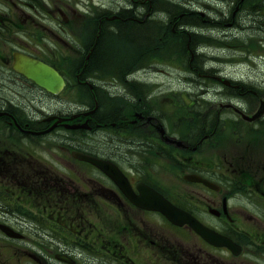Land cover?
Instances as JSON below:
<instances>
[{
  "label": "flooded vegetation",
  "instance_id": "obj_1",
  "mask_svg": "<svg viewBox=\"0 0 264 264\" xmlns=\"http://www.w3.org/2000/svg\"><path fill=\"white\" fill-rule=\"evenodd\" d=\"M137 30L143 32L139 49L131 37ZM120 38H127L130 58L100 60L107 44ZM206 38L215 50L208 58ZM185 51L191 52L185 63L191 83L204 82L208 91L212 121L202 135L192 123L197 90L186 94L191 116L183 117L182 90H189L177 85L152 82L158 89L138 77L144 85L131 93V111L120 109L114 117L104 111L114 109L101 87L112 70L116 77L123 70L131 77L154 65L148 57L156 56L182 69ZM23 57L57 70L64 87L53 93L25 76L18 62ZM154 100L171 103L172 114L152 110ZM226 133L238 135L244 152L238 171L228 156L214 163L210 158L209 148ZM99 137L105 142L97 143ZM45 141L57 156L48 164L36 148ZM128 151L142 165L133 164ZM76 153L116 164L135 193L139 184L152 187L231 238L239 253L209 243L189 224L175 225L159 211L138 207L116 181ZM218 164L224 167L220 175ZM250 167H256L254 174ZM28 218L67 232L60 240L48 235L52 245L66 248L57 252L73 260L67 264H80L70 246L94 247L98 264H161L159 252L172 264H263L264 0H0V242H25ZM2 226L23 237L9 236ZM165 227L175 240L157 232L166 234ZM170 242L175 249L168 257Z\"/></svg>",
  "mask_w": 264,
  "mask_h": 264
},
{
  "label": "rangeland",
  "instance_id": "obj_2",
  "mask_svg": "<svg viewBox=\"0 0 264 264\" xmlns=\"http://www.w3.org/2000/svg\"><path fill=\"white\" fill-rule=\"evenodd\" d=\"M158 23V22H157ZM156 23H152V26L155 25ZM137 35L139 37L143 36V32L136 31L135 34H133L131 37L134 39H137ZM217 40H214V42ZM142 41L139 40L138 44L140 45H135V47H141ZM203 42L206 45V53L205 56L208 58L210 55L215 53V50L212 48V44L209 45V39H203ZM213 42V41H212ZM215 44H218V42H215ZM108 51L106 52V55L104 56L105 58H108V63H117L118 61L121 60H127L130 58V55L132 54L133 50L123 40H113L107 44ZM135 49V48H134ZM151 53V50H150ZM162 54H164L162 52ZM186 55V56H185ZM190 53L188 51H185L183 56L181 57L182 69H176L173 65V63L169 62H161L158 59L151 60V62H155L154 65H152L148 69H143V70H136L135 73L132 74L131 77H125L126 71H122V73H118L121 76L117 77L119 80H114L112 77H109L107 82H105V90L104 94H106V97H104L105 102L107 100L112 103L113 100L120 106V109L122 108L124 111H131V106L127 105L130 101V96L131 93L135 94L137 90H140L141 85H144V82H138V77L143 79V81L150 80L148 82H151L152 86L155 85L152 82H156V84H163L166 88L170 86H175L177 85L179 88L181 87L182 89H188L189 91L186 92L185 90L183 91V99H182V107L181 110L183 111V117L184 116H191L190 113V107H188V102L189 104L191 103V100L188 98L187 93L190 92V90H197V93L199 95V102L195 104L194 107H196L195 112V118L194 121L192 122L193 125L197 128L198 134L203 132L207 129H209L211 125L210 118L207 115V106H206V101H207V96H208V91L206 86L200 87L199 84L195 85V83H191V75L192 72L188 69L187 66H185V63L189 61L190 59ZM158 58V57H157ZM171 58V56H170ZM184 58V59H182ZM172 59V58H171ZM170 61L169 59H167ZM150 61V58L149 60ZM159 64V65H158ZM163 64V65H162ZM107 67H112L111 64L108 65ZM163 67V68H162ZM121 71V70H120ZM114 72L115 71H111ZM89 76L88 78H97L99 79L100 76L98 74H87ZM130 78H133L134 80L137 81L135 83L134 81H131ZM91 80V79H90ZM104 80V79H103ZM158 81V82H157ZM141 83V85H140ZM202 83V82H201ZM142 85V86H143ZM104 86H101L102 89ZM109 86V87H108ZM140 86V87H139ZM156 88H158L157 85H155ZM159 89V88H158ZM108 91V92H107ZM109 93V94H108ZM193 106V105H191ZM76 107V106H75ZM74 104H72L71 108H75ZM126 107V108H125ZM152 110L159 112L164 110L166 112V116L169 117V112L172 114V110L174 109L173 105L171 107V103L167 102H161L159 100H154L153 103H151ZM109 110V109H107ZM107 110L105 112H107ZM130 110V111H129ZM110 111V110H109ZM182 123L188 124V121L183 120ZM183 127V124H182ZM185 136V135H184ZM97 143H104L105 140L104 138H96L94 139ZM47 142V141H45ZM117 142H123L121 140H118ZM218 142L215 146H211L209 148L210 152V158L212 160V163L216 162L217 160L222 159L225 156H228L229 158L233 159L236 161L237 165H234V167L237 169H242L243 166H240L239 161L241 160V155H243V151L239 150V146L237 143L239 142L238 140V135H231V134H225L221 135L218 139ZM49 142H47L45 145L39 144L36 148L38 153L40 154V158L44 160L45 164H48L47 160H52L56 159V151L51 149L49 147ZM30 145V144H28ZM28 145H23V150L25 151V148ZM54 146L56 147V143H54ZM128 154H131L130 156L131 159L134 160L133 164L135 165H142V162L139 161L140 159L136 154H133V152H127ZM123 159L128 160V158L123 156ZM217 164V163H216ZM223 164H218L215 166L216 174L220 175V171L223 170ZM250 174H254L256 167H250L248 168ZM107 217V216H105ZM30 221V225L28 226L27 229L24 230V232L28 235V238L25 242H0V264H64V261H61V256L62 252H57V251H63L64 248L55 247L52 245L49 241V236L55 238L56 240H60L59 238H62V234H67V232H63L62 234L60 232H56L53 230H50L49 227L47 226V221H40L41 223H37L34 221V219L28 218ZM40 220V219H39ZM34 221V222H33ZM105 224H111V222L107 219L103 220ZM167 229L166 234H164L163 231L157 230L159 234H161L164 238L165 241H172L175 240L174 238V231L170 228V233L173 236V238L169 234V227H165ZM21 232V231H20ZM49 235V236H48ZM167 244V250L165 251L164 255L171 257L174 255V249L175 247L172 245L173 243H166ZM94 247L91 246L90 249L88 248H81L80 246H70L69 249L74 250L77 255L75 258L79 260L80 264H98L96 262V255L95 252L92 251ZM53 250V251H50ZM57 252V257H53L54 253ZM159 256L163 260L161 264H172L169 260H166L163 258L161 252H159ZM68 262H66L67 264ZM264 264V261H263Z\"/></svg>",
  "mask_w": 264,
  "mask_h": 264
},
{
  "label": "water",
  "instance_id": "obj_3",
  "mask_svg": "<svg viewBox=\"0 0 264 264\" xmlns=\"http://www.w3.org/2000/svg\"><path fill=\"white\" fill-rule=\"evenodd\" d=\"M22 62L24 63L25 68L21 69V71L26 76H28L29 78H34V80H36L41 86H44L53 92H57L61 88L63 84V78L58 74L56 70H54L49 66H46L42 62L32 60L29 58H25ZM87 159L92 160L95 164L103 167L104 169H107L109 166L110 169H112L110 170L111 175L115 179H117L118 182H120V180H125L123 176L117 172L116 168L111 167L107 163L93 158H87ZM141 190H142V195L140 196H135L129 193L131 199L137 205L148 209L159 210L162 213H164L175 224L182 225L184 223H189L203 237H205L212 243L219 245H228L233 248L234 245L230 240L220 236L219 234L215 233L212 230L207 229L202 223H200V221H198L191 214L174 206L156 191L150 188H142ZM5 230L10 234L9 229L5 228ZM61 258L65 260H69L65 256H62Z\"/></svg>",
  "mask_w": 264,
  "mask_h": 264
},
{
  "label": "bare ground",
  "instance_id": "obj_4",
  "mask_svg": "<svg viewBox=\"0 0 264 264\" xmlns=\"http://www.w3.org/2000/svg\"><path fill=\"white\" fill-rule=\"evenodd\" d=\"M156 24H157V23H156ZM186 25H187V24H186ZM171 27H172V26H171ZM152 30H153V29H152ZM163 30H164V29H163ZM171 30H172V29H171ZM176 30H177V29H176ZM153 32H154V31H153ZM156 34H157V33H156ZM189 34H190V33H189ZM170 35H172V34H170ZM170 35H169V36H170ZM161 36H162V35H161ZM163 37H164V36H163ZM151 38H152V37H151ZM126 39H127V38H126ZM126 39H125V42H128V40H126ZM174 39H175V38H174ZM120 40H121V38H120ZM123 40H124V39H123ZM166 40H167V38H166ZM177 40H178V39H177ZM160 41H161V40H160ZM143 42H144V41H143ZM150 42H151V41H150ZM174 43H175V42H174ZM126 44H127V43H126ZM129 44H130V43H129ZM140 44H141V42H140ZM145 44H146V42H145ZM154 44H155V43H154ZM132 45H133V42H132ZM137 45H139V44L137 43ZM173 45H174V44H173ZM173 45H172V48L174 47ZM127 46H128V45H127ZM130 46H131V45H130ZM139 46H140V45H139ZM169 46H171V45H169ZM169 46H168V48H169ZM181 46H182V45H181ZM192 46H193V45H192ZM134 47H135V46H134ZM150 47H151V46H150ZM153 47H154V46H153ZM156 47H158V46H156ZM184 47H185V46H184ZM135 48H136V47H135ZM137 48H138V47H137ZM139 48H140V47H139ZM139 48H138V49H139ZM142 48H143V47H142ZM151 48H152V47H151ZM161 48H162V46H161ZM164 48H165V47H164ZM192 48H193V47H192ZM149 49H150V48H149ZM155 49H156V48H155ZM179 49H180V48H179ZM134 50H135V49H134ZM136 50H137V49H136ZM140 50H141V49H140ZM150 50H151V49H150ZM160 50H161V49H160ZM170 50H171V47H170ZM177 50H178V49H177ZM177 50H176V52H177ZM167 51H168V50H167ZM173 51H174V49H173ZM191 51H192V49H191ZM195 51H196V50H195ZM200 51H201V50H200ZM140 52H141V51H139V53H140ZM158 52H159V50H158ZM160 52H161V51H160ZM160 52H159V53H160ZM165 52H166V51H165ZM197 52H198V51H197ZM172 53H173V52H172ZM200 53H202V52H200ZM148 54H149V53H148ZM169 54H170V52H169ZM190 54H191V52H190ZM150 55H151V54H149V56H150ZM152 55H153V53H152ZM155 55H157V54L155 53ZM161 55H162V54H161ZM161 55H160V56H161ZM170 55H171V54H170ZM158 56H159V55H158ZM162 56H163V55H162ZM166 56H167V55H166ZM185 56H186V55H185ZM144 57H145V56H144ZM154 57H155V56H154ZM163 57H164V56H163ZM179 57H180V56H179ZM136 58H138V57H136ZM148 58H150V57H148ZM156 58H157V56H156ZM156 58H154V59H151V58H150V60H155ZM161 59H163V58H161ZM161 59H160V61H161ZM182 59H184V58H182ZM139 60H140V62H141V59H139ZM177 60H178V59H177ZM163 61H164V60H163ZM140 62H139V64H141ZM161 62H162V61H161ZM178 62H179V61H178ZM182 62H183V61H182ZM142 63H143V62H142ZM186 64H187V63H186ZM186 64H185V66H187ZM119 65H120V64H119ZM142 65H143V64H142ZM158 65H159V64H158ZM162 65H163V64H162ZM180 65H181V63H180ZM115 66H116V65H115ZM177 66H178V65H177ZM182 66H183V65H182ZM126 67H127V66H126ZM179 67H180V66H179ZM183 67H184V66H183ZM183 67H182V68H183ZM162 68H163V67H162ZM112 71H113V70H112ZM123 71H124V70H123ZM101 72H104V71H101ZM107 72H109V70H108ZM115 72H116V71H115ZM104 73L106 74V72H104ZM100 74H101V73H100ZM110 74L113 75V76H110V77H112L114 80H119V79L115 76V73H114V72H110ZM101 75H102V74H101ZM106 75H108V74H106ZM102 76H103V75H102ZM100 77H101V76H100ZM125 77H128V75L126 74ZM101 78H102V77H101ZM102 79H103V78H102ZM107 80H108V78H107ZM107 80H106V82H107ZM98 82H99V81H98ZM101 82H103V81H101ZM97 84H98V83H97ZM101 84H102V83H101ZM101 84H100V85H101ZM198 84L200 85V87H202V86H206V84H205L204 82L201 83V81L198 82ZM140 85H141V83H140ZM142 85H143V84H142ZM142 85H141V86H142ZM97 86H98V85H97ZM98 87H99V86H98ZM108 87H109V86H108ZM139 87H140V86H139ZM103 90H104V92H106V90H105V86L103 87ZM100 92H101V91H100ZM102 92H103V91H102ZM102 92H101V93H102ZM104 92H103V93H104ZM107 92H108V91H107ZM103 93H102V94H103ZM108 94H109V93H108ZM105 95H106V94H105ZM88 99H89V98H88ZM152 103H153V102H152ZM127 105H129V103H127ZM125 108H126V107H125ZM121 109H122V108H121ZM94 110H95V109H94ZM129 111H130V110H129ZM125 112H126V111H125ZM127 113H128V111H127ZM209 127H210V126H209ZM114 166H116L117 168H119L116 164H114Z\"/></svg>",
  "mask_w": 264,
  "mask_h": 264
},
{
  "label": "trees",
  "instance_id": "obj_5",
  "mask_svg": "<svg viewBox=\"0 0 264 264\" xmlns=\"http://www.w3.org/2000/svg\"><path fill=\"white\" fill-rule=\"evenodd\" d=\"M103 57H104V53H103V54L101 53V54L99 55L100 60H101ZM112 103H113V105H114V109H109L110 111L107 110V109H104V111L107 110V111L110 112V113H108V115H109L110 117H114L115 114L117 113V111L120 110V106L118 105L119 103L117 104L114 100H113ZM112 110H113V111H112Z\"/></svg>",
  "mask_w": 264,
  "mask_h": 264
}]
</instances>
